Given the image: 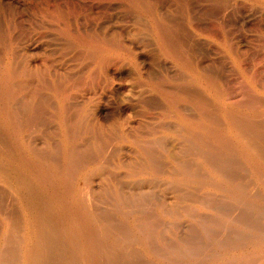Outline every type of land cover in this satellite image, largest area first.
I'll use <instances>...</instances> for the list:
<instances>
[{
	"label": "rangeland",
	"instance_id": "374dc122",
	"mask_svg": "<svg viewBox=\"0 0 264 264\" xmlns=\"http://www.w3.org/2000/svg\"><path fill=\"white\" fill-rule=\"evenodd\" d=\"M0 61L24 140L66 178L49 192L101 232L88 259L48 193L47 264H264V0H0ZM14 191L0 264H25Z\"/></svg>",
	"mask_w": 264,
	"mask_h": 264
},
{
	"label": "bare ground",
	"instance_id": "6f19581e",
	"mask_svg": "<svg viewBox=\"0 0 264 264\" xmlns=\"http://www.w3.org/2000/svg\"><path fill=\"white\" fill-rule=\"evenodd\" d=\"M160 18H163V17H160ZM158 29H160V28H158ZM164 31H165V33L167 32L165 29H164ZM160 33H159V36H160ZM165 36H167V35H165ZM165 39L166 38H164V41H165ZM11 68H12V66H11ZM1 76L2 75L0 73V77ZM0 79H2L0 81V180L3 181L5 184H7L8 187H11L12 190H15L14 192L18 196H20L22 212H23L24 218L26 217L24 219V223L26 221V229L25 230H26V233H27V240H28L27 247L25 249V254H24V262H25V264H47L48 260H49L48 252H49V254L52 253V252H50V250L53 249V247H51V249H48L47 246L50 247L49 244L46 246L47 237H46V233H45V232H48V231H46V229H48L47 226H46V222H47L46 219L49 218L53 214V211L51 210V208L49 206V202H48V197H47L48 193H51V196H53V198H52V201H53L52 204H54L53 206H55L56 210L58 212H61L60 215H63V218L64 219L66 218V220H67L66 223L69 226L68 230H70L71 231L70 233L73 234V237H70V240L73 241L72 238H74L76 236L77 237L79 236V238H81V239L83 238L84 239L83 240L84 249H85V247H86V249L89 248V252H90L89 253L87 251L88 250L87 249L86 252H88V253H86V256H87L88 259H90L93 256V253L97 252L96 249L98 247V242H99L98 241V237H99V233H101V232H99V231L97 232L96 230H94L92 228V226H90V224H89L90 222H89V220H87L88 218H82V219L80 218V216H83L84 213L89 214V213H87V210L83 208L84 207L83 205L81 207V202H80L81 195L79 197V194L77 192H74V191H71V190H63V192H61V193H63V195L61 193L59 194V193L55 192V190H51V192H49L50 191L49 187H50V185L53 184V181L54 182L55 181H57V182L60 181L62 183V186H64L65 183H66L65 182L66 178L64 177L63 174H59V173L52 174V173H50L49 172V168H48V164L46 163L47 160L45 159L46 155L44 156L40 152V150L34 149L32 146H30L24 140V138H23L24 136H22V133H21V128H22L21 126H23L21 124V120L22 119H20V114H19L18 108L16 106V105H19L20 101L17 102L18 104H16V105H15L16 101H15L14 104L10 102L8 96L10 94V88H13V87L8 86V81L6 79H4V80H3V78H0ZM24 85L26 87V84H24ZM20 89H21V87H20ZM11 90H13V89H11ZM35 90H37V89L33 88V91L31 90L32 93H34ZM37 92H38V90H37ZM56 93H57V90H56ZM35 99H37V98H35ZM16 100H17V98H16ZM26 101L30 102L29 99L26 100ZM27 104H29V103H27ZM27 104H25V105H27ZM35 107L37 109L38 106H35ZM35 107H33V108L31 107V108L34 109ZM36 109H34V111ZM41 109H39L38 111L40 112ZM63 109H65L64 105H63ZM43 111H45V110H43ZM32 112H33V110H32ZM36 112H37V110H36ZM41 113L43 115L44 112H41ZM205 117H206V115H205ZM233 121H234V119L232 120V122ZM199 141H202V140H199ZM68 158L72 160V157H68ZM69 159H67V164L68 165L70 164V162L72 163V161H70ZM104 160H102V161H104ZM51 163L52 162H50V164ZM3 164H5V167L3 166ZM76 165H77V163H76ZM7 168H8V170H7ZM13 174H16L18 176V177L15 176L17 179H15V178H13V176H11ZM13 181H15V182H13ZM54 196L58 197V198H55ZM61 198H62V200H61ZM68 200H70L72 202L71 203L72 209L74 210L75 214L78 215L77 217L75 216V220H72L70 218V216L68 215L69 214L68 211H69V209H71L69 204H68V202H67ZM81 200H83V199L81 198ZM45 217H47V218L45 219ZM83 217H85V216H83ZM77 218L79 219V221H77ZM49 227H51V226L49 225ZM83 232H84V235L82 234ZM52 233L55 234V232H52ZM50 236H51V234H50ZM55 237L57 238V236H55ZM55 237L53 236V240H52L54 243H55L54 239H56ZM48 239H50V238H48ZM61 241H63V239ZM50 244H52V243L50 242ZM63 244H64V242L62 243L61 246H63ZM54 246H56V245H54ZM106 247L107 246H105V249H106ZM58 248L59 247H57V249ZM0 251H1V249H0ZM57 254H61V253L57 252ZM61 255L63 256L64 254H61ZM50 256H52V255H50ZM0 257H1V255H0ZM54 257H53V259H55ZM0 260H2V259H0ZM59 260H60V257H59ZM59 260H57V262H60L58 264H61V261H59Z\"/></svg>",
	"mask_w": 264,
	"mask_h": 264
}]
</instances>
